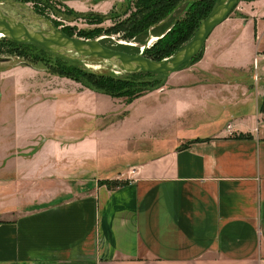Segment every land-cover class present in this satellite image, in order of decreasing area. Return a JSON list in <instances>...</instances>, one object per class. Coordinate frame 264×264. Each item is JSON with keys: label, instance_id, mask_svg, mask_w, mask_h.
I'll return each instance as SVG.
<instances>
[{"label": "crops", "instance_id": "crops-1", "mask_svg": "<svg viewBox=\"0 0 264 264\" xmlns=\"http://www.w3.org/2000/svg\"><path fill=\"white\" fill-rule=\"evenodd\" d=\"M51 1L108 15L121 0ZM152 93L164 99L150 104L151 115L167 105L181 121L198 105L205 119L190 126L206 132L165 144L158 134L130 140L148 114L131 116L140 98L128 104L87 91L50 103L71 104L74 130L31 137L13 117L20 102L3 104L0 264H264V0L245 1L195 65ZM122 132L131 141L124 159H142L112 171L97 141ZM240 134L251 138L233 139ZM152 142L162 148L144 157ZM105 180L127 184L108 188Z\"/></svg>", "mask_w": 264, "mask_h": 264}, {"label": "rangeland", "instance_id": "rangeland-1", "mask_svg": "<svg viewBox=\"0 0 264 264\" xmlns=\"http://www.w3.org/2000/svg\"><path fill=\"white\" fill-rule=\"evenodd\" d=\"M30 1V3L26 4L34 8L40 15L47 17L58 29L71 37L83 40H99L105 47L116 51L126 52L131 55L143 53L147 58L160 60L165 55H171L172 57L189 44L195 37L198 28L220 0L178 1L166 17L151 26L149 33L142 39L144 40L143 43H139L135 39H124L123 36L125 33L123 32L115 34L117 30L130 28L132 23L138 20V18L133 19L132 13L136 11L132 5L133 0H121L120 7L116 8L111 15H104L103 17L92 12L77 14L51 0ZM205 1L208 2L204 3ZM245 1L249 0L240 1L228 18L236 15ZM195 3H197V5L194 6ZM188 15L193 16L196 21L193 29L188 31L185 37H183L184 39L177 44L168 40L174 35V31L178 29V23L186 20L185 18ZM98 19L102 22L100 25L90 24L92 20ZM131 44L136 45L131 46ZM141 46L144 47L143 52ZM205 48L206 45L195 59L176 73H180L184 69L195 65L205 52ZM10 57L14 59L12 62L0 63V113H3V116L7 115L6 112L2 110L6 103L17 104L20 102V106L13 108V117L21 119L18 129L27 136L33 137L36 136V134L51 135L53 133H63L74 130L76 128V123H73L72 120L68 118L73 111V109H71V104L58 103V105L50 106V103H52V100L57 99L67 102L74 101L75 99L79 100L81 98L74 95L87 91L103 94L95 89L91 84L92 81L102 84L110 90H115L114 92L121 96H135L139 93L145 94V97L140 98L136 101V105H133L131 116L137 117L141 112L143 114H148L143 116L144 119L142 124H138L135 127L133 125L128 128V130H132L133 127L135 129L128 136L130 140L136 139V142H138V140L141 139L143 140L142 143H148L147 141H149L150 138L149 135L158 134L161 142L164 141L165 144L167 140L166 137L169 139L177 138L179 135L194 137L195 135H201L206 132V128L203 126H198L193 129L190 126L192 121L194 123L196 121L199 122L198 118H201V120L205 119V116L200 113L201 109L198 105L192 106L189 114L190 117L188 116L184 120L176 122L170 119L172 117V110H168L169 106L167 105L153 115L150 114V108H152L150 104L164 99V96L160 94H153L152 89H159V87L162 86V84L164 85L166 80L175 75V73L163 75L143 73L131 77H123L121 80L112 79V81L109 82L107 79H100L102 78L101 75L107 76L108 72V69H106L101 62L74 61L59 56L40 45L20 44L8 38H2L0 39V58ZM27 64L31 65L33 69L29 68ZM107 96L110 98L96 96L94 99H107L110 101L127 100L125 97L112 98L110 94ZM36 101L43 102L33 104V102ZM25 103H31L33 105L28 106V104ZM142 130L146 134L139 138V134ZM122 135L123 132L115 135L112 139L101 140L100 142L97 141L96 148L99 149L100 152L106 151L105 149L109 150L111 154L109 160L112 161L105 162L104 164H108L106 168L114 169L112 171H116L119 168L124 169L128 161L134 159L139 161L142 159V153L136 154L127 160L124 159L126 147L128 146L127 144L131 141H124L121 138ZM156 143L157 142H152L151 145L153 144V147L144 149V157H146V155L155 154L158 149L160 150L162 148V146L156 145ZM129 152H131L130 148H128V153ZM100 165V163L96 164L95 171L98 170ZM99 172L102 173V175L109 173L102 169H99ZM113 181L115 185H117V182H124L120 180ZM113 187L117 188V186Z\"/></svg>", "mask_w": 264, "mask_h": 264}, {"label": "water", "instance_id": "water-1", "mask_svg": "<svg viewBox=\"0 0 264 264\" xmlns=\"http://www.w3.org/2000/svg\"><path fill=\"white\" fill-rule=\"evenodd\" d=\"M242 0H220L199 27L195 37L170 58L156 61L143 53L131 55L105 47L99 40L70 37L58 29L47 17L19 0H0V33L20 44H36L62 57L79 61H98L107 75L123 77L136 74H170L179 71L195 59L206 45L212 32L228 19L235 6ZM121 4H118L120 7ZM14 59L0 58V63ZM29 68L33 67L31 65Z\"/></svg>", "mask_w": 264, "mask_h": 264}, {"label": "trees", "instance_id": "trees-1", "mask_svg": "<svg viewBox=\"0 0 264 264\" xmlns=\"http://www.w3.org/2000/svg\"><path fill=\"white\" fill-rule=\"evenodd\" d=\"M19 1H21L23 3H30L31 2L30 0H19ZM37 1H41V0H37ZM178 1H180V0H133L132 1V5H133V7H134V9L136 11L133 12L132 15H133V19H137L138 18V20L134 21L132 23V25L130 26V28L123 29V30H117L115 32V34H119L120 32H123V33H125L124 36H123L124 39H126V40L135 39V40H137V42L143 43L144 40H142V39L147 35V33H149V31L151 29V26L153 24H155L156 22L161 21L164 17H166L170 13L172 8L175 7V5L178 3ZM207 2L208 1H205L204 3H207ZM195 5H197V3H195L194 6ZM113 12H111L110 14L105 15V16H109ZM77 14H80V13H77ZM97 15H99V14H97ZM100 16L103 17L104 15H100ZM185 19L186 20H183V21L178 23V29L176 31H174V35H172V37H170V39H168V40H170L171 42L177 44L178 42H180V41H182L184 39L183 37H185V35L188 33V31L193 29L194 23L196 22L194 17L191 16V15H188ZM101 23L102 22L99 19L98 20H92L90 22V24H94V25H100ZM0 39H2V38H0ZM168 56L165 55L164 57H162V59L156 60V61H161V60H164V59H167V58L171 57V55H168ZM201 57H200V59H201ZM189 63H187V64H189ZM187 64H185L183 67H185ZM144 74H148V73H144ZM150 75H155V74H150ZM101 76L103 78V79L100 78L101 80H106L107 79L109 82H111L112 79H120L121 80L123 77H131V76H135V75L123 76V77H117V76H111V75H107V76L106 75H101ZM91 84L95 87V89L97 91H100V93L102 92L105 95L106 94L107 95L110 94V96L112 98L125 97L127 99L125 102L128 103V104H130L133 101L145 96L144 93H139V94H137L135 96L134 95L133 96H128V95L127 96H124V95L121 96L120 94H116L114 92L115 90L114 91L110 90V89H108L106 86H104L102 84L95 83L93 81L91 82ZM152 90H154V89H152ZM263 108H264V100L262 102V109ZM250 138H251V136L244 135V134H240V135H237V136L233 137V139H238V140L250 139ZM208 141H210V139L203 140V141L188 142L187 144H185L182 147V149H187L192 144H195V143H198V142H208ZM126 184H127L126 182H122V183H118L117 182V185H115L114 181H111V180H105V181L102 182V185H106L108 188H116V187H113V186L122 187V186H125Z\"/></svg>", "mask_w": 264, "mask_h": 264}, {"label": "bare ground", "instance_id": "bare-ground-1", "mask_svg": "<svg viewBox=\"0 0 264 264\" xmlns=\"http://www.w3.org/2000/svg\"><path fill=\"white\" fill-rule=\"evenodd\" d=\"M0 38H5L4 34L0 33ZM153 42V41H152ZM136 44H131V46H135ZM142 52L144 51V47L141 46Z\"/></svg>", "mask_w": 264, "mask_h": 264}, {"label": "built area", "instance_id": "built-area-1", "mask_svg": "<svg viewBox=\"0 0 264 264\" xmlns=\"http://www.w3.org/2000/svg\"><path fill=\"white\" fill-rule=\"evenodd\" d=\"M257 64H258V59L255 60V65L257 66ZM228 128L230 129V126H228Z\"/></svg>", "mask_w": 264, "mask_h": 264}]
</instances>
